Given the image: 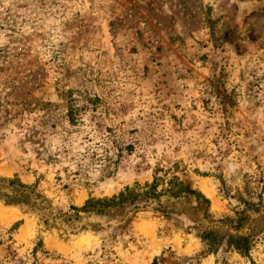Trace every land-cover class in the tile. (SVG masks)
I'll use <instances>...</instances> for the list:
<instances>
[{"label": "rangeland", "instance_id": "obj_1", "mask_svg": "<svg viewBox=\"0 0 264 264\" xmlns=\"http://www.w3.org/2000/svg\"><path fill=\"white\" fill-rule=\"evenodd\" d=\"M172 173L209 203L71 209ZM15 175L0 264H264V0H0V177ZM14 188L29 204L4 203Z\"/></svg>", "mask_w": 264, "mask_h": 264}, {"label": "trees", "instance_id": "obj_2", "mask_svg": "<svg viewBox=\"0 0 264 264\" xmlns=\"http://www.w3.org/2000/svg\"><path fill=\"white\" fill-rule=\"evenodd\" d=\"M215 91L218 101L221 104L223 111L225 112L224 114H227L228 108L232 107L233 105V99L231 98L230 94H227L225 91H221L219 89H215ZM73 110V106L70 105L68 109V117L72 121ZM0 181H7L10 186L15 187L27 186L18 179L17 175H15V177L12 179H5L4 177H0ZM160 184H162V187L158 188ZM14 191L15 193L12 196H8L7 200L4 201L6 205L29 204V200L27 199L23 191H19V189L16 188H14ZM186 193L194 195L196 197V200H199L201 198L205 203H209V200L204 197L199 191L190 189L178 178L177 175L172 173L168 178L164 179L155 175L153 181L149 184H146L143 189L137 187H126L123 191H120L118 195H113L111 197H89L85 200L84 204L81 207L72 206L71 209L78 212H102L105 208L108 207L120 206L124 203L132 204L139 197H142L147 201H158V206L160 209L163 208L159 201V197L161 195L167 194L176 198ZM208 236L209 233H206L203 238L205 239ZM228 243L229 245L233 246L235 250L244 255H248V252L251 248V241L249 237L246 236H238L236 238L231 237Z\"/></svg>", "mask_w": 264, "mask_h": 264}]
</instances>
